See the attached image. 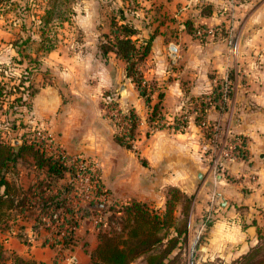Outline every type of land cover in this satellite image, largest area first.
<instances>
[{
	"label": "rangeland",
	"instance_id": "374dc122",
	"mask_svg": "<svg viewBox=\"0 0 264 264\" xmlns=\"http://www.w3.org/2000/svg\"><path fill=\"white\" fill-rule=\"evenodd\" d=\"M262 2L264 0L6 1L0 7L1 137L7 141H18L23 139V132H35L47 142L54 140L59 144L60 151L72 159L77 155L84 157L92 169L97 168L92 171L95 176L100 173L105 185L118 176L121 187L124 177L140 178L146 174L144 179L147 177L148 186L154 188L160 169L165 176L172 172L171 167L158 166L162 158L170 162L173 156L183 165L193 161L196 167L192 176L195 185L206 177L207 191L199 197V201L208 198L206 205L200 217L191 224L189 221L185 224H189L188 233L182 234L179 242L166 239L160 243L158 249L163 255L160 258L166 261L165 264H253L254 260L264 257V203L255 202L249 196L250 205L240 202L232 207L235 209L232 215L236 217L237 226L246 231L249 224L253 225L247 234H243V240L232 242V249L226 237L236 239L235 234L237 236L239 232L219 222L227 211L214 208L211 201L219 189L230 193L234 189L238 192L254 185L255 171L253 167H248L246 134L232 138L240 137V147L234 146L230 151L232 155L227 153L225 159H222L219 148L224 144L227 126L230 123H243L244 132L256 140L251 144L254 151L258 147L264 149V92L261 94L260 87L264 80L244 81V77L238 78L236 75L240 71L236 65L232 66L233 69H222L212 61L224 55L231 56L233 52L228 51L227 47L232 50L230 46L238 42L246 45L252 43L264 52V22L256 25L258 18L250 20V23L248 21L252 10ZM53 5L56 9L54 16L48 24L43 25L41 14ZM195 6L199 7L198 10H195ZM259 15L261 19L264 18V6ZM123 22L136 30L132 37L136 38L137 43L149 42L140 68L146 79L155 85L150 106L129 78L126 83L110 82L111 76L115 77L123 71L125 63L115 52L105 54L103 49L114 48L115 39L111 29L115 23ZM43 35L47 40L44 44H50L53 48L42 59L50 57L53 66L46 67L42 63L40 71L28 72L26 67L31 64L30 59L42 56L41 52L36 51L37 43L33 41L41 39ZM215 71L217 76L212 74ZM205 72L211 73L213 80L200 79ZM30 82L32 85L28 86ZM244 82L250 86H245L243 90L251 89L254 95L252 91V94H248L237 89L239 86L242 88ZM48 85L52 86L50 89L59 90V103L48 118H39L32 104L27 105L30 98L25 94L30 88ZM159 91H163V95L155 111L152 105L158 100ZM130 106L134 107L139 119L132 145L126 147L120 145L114 135L123 125V113ZM210 108L216 114L212 118L209 116ZM216 119H219L218 128L213 124ZM13 122L17 125L16 131L9 129ZM60 131H65L69 137H80L88 145L87 153L67 149L60 142ZM191 139L195 140L193 146H183L189 144L188 140ZM208 141L217 144L214 153L204 144ZM254 156V161H258L257 155ZM204 162L207 168L202 170L200 166ZM24 169L22 181L27 182V168ZM197 172L201 176L198 177ZM69 180L77 185L70 193L73 205L84 203L81 186L85 180L78 177H70ZM172 187L177 186L164 184L163 195L165 200L169 197L173 199L172 208L176 214L182 205L184 210L188 208L189 201L179 186V190H171ZM109 199L113 201L114 198ZM148 203L153 207L152 202ZM117 215H121L117 210H99L83 218L82 229L76 233H83L92 241L98 229L121 226L114 223L118 220ZM24 218L20 215L7 225H0L5 232L0 238L4 246L10 237H15L27 248L44 245L43 237L45 234L51 235L50 232L45 229L40 230L42 233L32 230L28 222H23ZM186 218L184 215L180 221ZM221 233L225 236H221ZM52 248L55 254L60 252ZM64 252L66 255L61 263L72 264L73 256H76L74 248L65 249ZM15 256L6 247L0 256V264H13ZM140 256L129 264H145L151 258H159ZM24 259L27 262L20 264L40 263L31 256Z\"/></svg>",
	"mask_w": 264,
	"mask_h": 264
},
{
	"label": "trees",
	"instance_id": "16d2710c",
	"mask_svg": "<svg viewBox=\"0 0 264 264\" xmlns=\"http://www.w3.org/2000/svg\"><path fill=\"white\" fill-rule=\"evenodd\" d=\"M6 1L8 0H0V7ZM55 10L54 5L44 10L41 14L43 25L49 23ZM120 16L124 17L121 13ZM135 32L136 30L126 22L115 23L111 29L115 39L114 48L106 47L103 52L107 54L113 51L124 60L126 75L135 84L145 103L150 106L155 85L146 79L140 68L141 60L147 55L149 42L137 43L136 38L132 37ZM46 41L44 35L41 39H34L33 42L37 43L36 51L41 52L42 56L40 58L38 55L30 59L31 64L26 67L28 72L42 69V57L53 48L50 44H44ZM30 85L32 82L28 84ZM37 89L30 88L25 94L28 99L30 98L27 105L31 103L30 100ZM162 95L163 91L157 92L158 100L152 105L153 110L157 111ZM123 114L125 121L114 136L121 145L131 147L139 115L132 106L126 108ZM9 129L16 131V123L13 122ZM0 132H2L1 127ZM23 136L18 150H15V143L12 140H4L0 135V225H7L10 220H16L20 215L33 217L31 228L36 232L41 229L49 231L51 235H46L44 242L50 243L60 251L54 255L52 264H62L61 260L65 257L64 250L71 249L77 242L75 232L81 220L99 210L113 209L120 212L121 215L116 216L118 220L114 223H120L121 226L99 229V242L92 253L91 264H129L140 255L159 257L156 260L151 258L146 263L165 264L166 261L160 258L162 255L160 248L158 249L160 243L166 239L179 242L180 236L188 233L189 224L187 226L185 224L189 221L192 195L184 192L185 198L189 201L188 208L184 210L182 205L176 214L172 208L174 201L171 197L165 200L162 207L154 205L150 207L148 202L139 200H105L109 195V189H105L100 173L97 177L93 176L89 164L82 165L78 169L76 163L70 161L67 154L62 155L53 150H47L44 143L35 137V132L28 130L23 132ZM25 154H29L33 159L30 164L34 177L27 187H22L16 183L13 174L10 178L8 177V172L19 157L25 158ZM77 170L92 174L89 177L91 186L88 188L89 197L84 203L73 205L70 193L75 185L69 178L76 176ZM173 189L179 190L177 187H172L171 190ZM100 194L104 195V199L99 197ZM184 215L187 218L180 221ZM159 233L162 234L159 235ZM2 250L3 244L0 241V256H2ZM20 262H27V260L16 255L13 264H20ZM253 262V264H264V257Z\"/></svg>",
	"mask_w": 264,
	"mask_h": 264
},
{
	"label": "crops",
	"instance_id": "0c3cea01",
	"mask_svg": "<svg viewBox=\"0 0 264 264\" xmlns=\"http://www.w3.org/2000/svg\"><path fill=\"white\" fill-rule=\"evenodd\" d=\"M263 6H264V2H262V4H258L257 7H255L254 10H252V12L250 13V16L248 17L249 23L251 22L250 20L255 19V18H258L257 20H259L256 23V25L264 22V18L261 19L260 17L261 15H259L260 9ZM198 8L199 7L195 6V10H198ZM230 47L232 48V50H230L229 47H227L228 48L227 50L233 52V54L228 52L231 54V56L224 55L223 58L222 57L214 58L212 63L216 64L217 66H220L222 69H228V68L233 69L232 66L236 65L238 70H240L236 72V75L238 76V78H240L241 76L244 77V81L246 80V81L252 82L255 79L263 81L264 80V75H263L264 74V70H263L264 69V52L260 51V49L258 48H255V46L252 43H250L249 45H246L244 42H238V44H233V46H230ZM50 59H51L50 57L48 58L47 56H45L42 59L43 61H41V64L43 63V66H46V67L53 66L52 65L53 62ZM55 63H58V62L55 61ZM241 68L243 69V71H241ZM203 74L204 75H201L200 79H203L206 81L209 79L213 80L212 74H215V76H217V71H215L212 74L211 73L207 74L206 72ZM222 74H219V76ZM128 78L131 81L130 77L126 75L125 69H123V71L121 70V73H119L115 77L111 76L110 82L113 84L117 82L126 83V80ZM245 86L249 88L250 85L249 83L244 82L241 85L242 88H240L239 86L237 87V89L242 90L243 93L248 92V94H252L251 89L243 90L245 89ZM51 87H52L51 85L41 86L40 88L37 89V91L31 98V100L33 99V102L31 101V104L33 106L32 109H34L36 116H38L39 118H48V116L52 114L53 111H55L57 104L59 103V95H60L59 93L60 92L59 90H57V88H56L57 91L50 89ZM260 87L262 89L261 91V94H262L264 92V83H260ZM193 90H195V88ZM254 94L255 92H253V95ZM209 116L210 117L216 116V114L213 113L211 108L209 109ZM213 124L214 126L218 128L219 119L214 120ZM225 132L226 133H224V135L226 136L223 141L224 144H222V147L219 148V150H221L220 155L221 153L223 154V156L221 155L222 159H225L224 155H227V153L230 154L231 150H229V147L231 148V145H233L235 141H238V138L240 137H236L237 139H234V140L232 138H235L236 135L246 134L247 139H248V143L246 144V147L248 148L247 156L249 158L248 167H253L255 171L254 185H252V187H250L249 189L248 188L246 189L244 187V189L239 190L238 192L236 189H234V191L230 193L229 192L225 193L226 192L225 190L219 189L215 192V194L217 192L221 193V195L226 200L225 205L222 206V205L217 204L218 199L216 201V196L212 197L211 204L212 202L214 203V206H215L214 208H222V210L226 209L227 211L226 214L230 215L229 217L226 215L224 216V218L223 216L220 219L218 218L219 222L224 223L225 226L228 225L231 228L233 227L235 231L237 230L236 232H239V235L236 236L235 234L236 239H231V237H226L227 240L230 241L229 245L231 246L232 249H234V247H232L234 246V243L232 244V242L233 241L239 242L243 240V237H244L243 234H247V231L251 230L253 228V225L249 224L246 231L244 230L243 227L237 226L238 224L236 221V217L232 215L234 214L235 209H233L232 207L233 206L235 207V205L239 204L240 202H247L246 204L250 205V203H248L249 196H250V199L252 197L255 202H258V203L262 202V204L264 203V149L262 147H258V150L254 151V148L253 146H251V144L256 140L250 134L244 132L243 123L242 124L237 123L236 125L230 123L227 126ZM59 135H60V142L65 144L67 149L69 150L75 149V151H79L81 153H84V152L87 153L86 150H87L88 145H85V143L80 140V137L76 135L75 137H69V135L65 131H62V132L60 131ZM12 141L15 143V150H18L19 148L18 145L20 144V142H22V139H18V141H15V140H12ZM193 141L192 139L188 140V142H190L189 143L190 145L188 143H185L183 144V146L185 147L193 146L194 145ZM204 144H206V146H209L211 153L215 152L214 150L217 148V144L214 145L213 143H210V141ZM255 154L258 157V161H254ZM24 157L25 158L19 157L16 160L15 165H13L11 167V170L8 172V177L10 178L13 174L14 179L16 180V183H18L22 187H27L33 180L34 172L32 171L31 164H30L31 156L29 154H25ZM167 161H168L167 158L166 159L162 158L161 161H159L157 164L158 166H161V168L171 167L172 172L168 176H165L163 170L160 169V171L157 173L159 177L156 176L157 185H155L154 188H150L148 186V178L146 177V179H144L146 174L144 177H140V178L138 176L124 177L125 181L122 187L120 186V181H119L120 178L118 176L113 181L110 180L109 183L106 185L104 183L105 180L103 181L102 179L105 189H109V195L105 200H108L109 198H114L112 200L118 199L122 201L139 200V201H145V202H152L155 207H162L164 205L165 198H166L163 195L164 184L177 186V187L179 186V188H181L183 192H185L188 195L193 196L190 213H189V222L190 224L193 223L195 219L200 217L199 215L201 214L204 206L206 205V201L208 199V198L206 199L203 198L201 199V201H199V197L201 198V194L207 191L206 177L202 181H200L198 185H195L196 183L195 178H193L192 176L194 172H196L195 171L196 167L193 161H188L187 163L189 164L183 165L180 160L173 158V156L170 162H167ZM227 163L231 165V163L229 162ZM206 165L207 164L205 162L201 164L200 166L201 169L202 170L206 169L207 168ZM24 167L27 168V171H26V177L28 178L27 182L22 181V177H23L22 172L23 170H25ZM245 172L246 171H243V173ZM197 174H198V177L201 176L200 172H197ZM23 222H28L31 227L32 218L25 217ZM81 229H82V226L80 223V225L76 228V231L78 230L77 232H79ZM98 231L97 233L95 232V239H93L94 241L93 240L91 241L90 239L86 238L83 235V233L82 235H80V233L78 234L75 232V236H76L75 238L77 242L76 244H74L72 248H74L76 256H73V262H71L72 264H76V263L77 264H91L92 253L96 245L99 242V237H98L99 232ZM3 234H5V232H3L2 229H0V238L2 237ZM45 236L46 234L43 237V242H44ZM221 236H225V235L221 233ZM226 243H228V241ZM6 247L8 249L10 248L16 255L22 258L31 256L33 259L39 261L40 262L39 264L41 263L49 264L50 262H51L50 264H52L53 258L55 255V252L52 248L53 246L46 245L45 242H44V245L42 246L33 245L27 248L22 243H19L15 237H10L8 239V242L5 243V246L3 245L2 252L4 251ZM64 255H66L65 252H64ZM2 264H6V263H2Z\"/></svg>",
	"mask_w": 264,
	"mask_h": 264
},
{
	"label": "built area",
	"instance_id": "2783aa9c",
	"mask_svg": "<svg viewBox=\"0 0 264 264\" xmlns=\"http://www.w3.org/2000/svg\"><path fill=\"white\" fill-rule=\"evenodd\" d=\"M205 126H207V124H205ZM35 137L38 139V141H40V142H43L44 143V145L46 146V149L47 150H53L55 153H59V154H62V155H66L65 153H62L60 150V146H59V144H57L54 140H51L50 142H47L46 140H45V138L43 137V136H41V135H37L36 133H35ZM44 138V139H43ZM234 146L235 147H237V146H239V143H238V141H235V143L233 144V145H231V148L229 147V150H232V148H234ZM240 147V146H239ZM68 157H69V159H70V161H72V162H75L76 163V166H77V168L78 169H80L81 167H82V165H87V163H86V161H85V158L84 157H82V156H80V155H77L75 158H71L69 155H68ZM89 167H90V171H91V173L93 174V176H95L94 175V172L92 171V170H96L97 168H94V169H92L91 168V166H90V164H89ZM92 174H90V173H82L81 171H79V170H77V172H76V176H74L75 178H77L78 177V179L80 178L81 180H85V184L83 183V186H81V188H82V192H81V194H82V198L84 199V201L89 197V191H88V188L91 186V181L89 180V177L92 175ZM98 175V174H97ZM97 175L95 176V177H97ZM75 185V184H74ZM75 186H77V185H75ZM76 191V190H75ZM75 196H78V194L77 195H75ZM101 199H104V195L103 194H100V196H99ZM71 200H72V198H71ZM73 203V202H72ZM79 204V203H78ZM78 204H74V205H78ZM32 229V228H31ZM33 230V229H32Z\"/></svg>",
	"mask_w": 264,
	"mask_h": 264
},
{
	"label": "water",
	"instance_id": "95a60500",
	"mask_svg": "<svg viewBox=\"0 0 264 264\" xmlns=\"http://www.w3.org/2000/svg\"><path fill=\"white\" fill-rule=\"evenodd\" d=\"M217 199H218V201H217ZM216 201H217V204L222 205V206L225 205V203H226V200L221 195V193L216 194Z\"/></svg>",
	"mask_w": 264,
	"mask_h": 264
}]
</instances>
